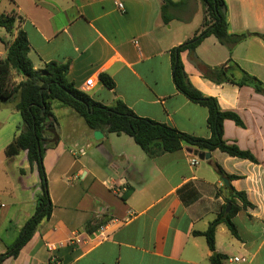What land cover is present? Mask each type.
<instances>
[{"label": "crops", "instance_id": "0c3cea01", "mask_svg": "<svg viewBox=\"0 0 264 264\" xmlns=\"http://www.w3.org/2000/svg\"><path fill=\"white\" fill-rule=\"evenodd\" d=\"M173 1H183L179 9L186 13L199 5V0ZM225 2L230 34L264 35V0ZM118 4L124 6L123 12ZM0 7V16L20 18L18 25L27 35L29 58L36 70L51 62L69 64L68 81L96 102L112 107L121 100L140 117L210 138L208 109L178 91L171 56L173 49L192 40L201 28L192 37L180 30L173 33V21L163 23L162 0H0ZM17 33L1 39L0 57H6L7 45ZM196 54L209 67L224 66L237 82L243 81L240 68L264 83L260 37H250L230 52L209 36ZM181 58L191 84L216 98L222 110L242 119L244 127L232 120L224 122L225 141L252 153L257 162L220 150L202 161L194 154L197 149L187 146L151 158L129 136L101 131L102 139L96 140L94 131L72 130L81 135L69 151L59 137L44 158L51 218L18 257L3 264H211L214 254L225 255L227 264H264V95L248 84L213 83L204 78L190 52H183ZM102 73L111 77L114 89L101 83ZM14 75L13 83L24 80ZM91 78L95 85L87 88ZM193 159L200 161L197 166L191 165ZM12 161L13 169H9ZM216 165L239 177L230 185L245 193L253 207L244 209L235 199L240 209L233 223L240 238L232 236L225 224L219 225L216 253H212L199 233L206 232L231 204L229 185ZM0 169L1 256L10 247L4 237L16 241L35 214L42 189L37 169L28 166L27 152L7 158L5 150ZM5 195L11 203L4 202Z\"/></svg>", "mask_w": 264, "mask_h": 264}, {"label": "trees", "instance_id": "16d2710c", "mask_svg": "<svg viewBox=\"0 0 264 264\" xmlns=\"http://www.w3.org/2000/svg\"><path fill=\"white\" fill-rule=\"evenodd\" d=\"M183 3V1L162 0L161 12L164 24L169 25L176 19L173 12L179 9ZM201 3L204 7V20L201 29L192 40L173 49L171 56L173 80L178 91L192 102L208 109V126L211 132L208 139L182 133L168 125L140 117L121 100L112 107L96 102L68 81L69 64L61 65L51 62L46 64L43 69L36 70L29 58L30 44L27 35L18 25L20 18L15 14L0 16V29H4L10 34L18 30L15 39L7 45L6 57H0V100L9 101L16 95L18 96L16 110L20 113L21 126H23L20 133L7 147L6 156L12 158L22 152H27L28 166L30 170L37 169L42 189V195L37 200L35 214L26 222L14 244L0 256V264H3L8 258L18 257L39 227L52 216L53 204L49 195L44 158L47 149L55 147L60 141L56 128L58 123L54 114V103L56 102L71 108L85 121L91 131H105L108 134L126 135L133 138L135 143L151 158L178 152L187 146L202 152L220 150L231 157L257 162L252 153L243 151L236 144H229L225 141L224 122L232 120L237 126L244 127L242 119L235 112L222 110L216 98L204 95L191 84L181 54L186 51L190 52L191 60L196 63L204 78L213 83H232L238 86L248 84L258 94L264 95V83L258 78L238 68L243 74V81L237 82L226 74L224 66L209 67L202 63L196 54L197 47L209 36L216 37L232 52L237 45L250 37H260L264 40V35L259 33L230 34L228 8L225 0H201ZM13 71L24 78L19 84L12 82ZM99 79L106 88L110 90L115 88L114 81L107 74H100ZM216 167L219 175L229 182L230 198L228 203L232 205L228 213L221 212L211 222L206 232L199 233L206 237L212 253H216V231L219 225L225 224L232 236L240 238L238 229L233 223V218L240 209L235 205V199L242 203L244 209L253 207L245 193L236 191L230 185L233 180L239 177L226 174L219 165ZM89 227L90 224L87 225L88 230H90ZM226 260L228 258L222 254L212 255L210 258L211 264H225ZM50 264H57V261H51Z\"/></svg>", "mask_w": 264, "mask_h": 264}, {"label": "rangeland", "instance_id": "374dc122", "mask_svg": "<svg viewBox=\"0 0 264 264\" xmlns=\"http://www.w3.org/2000/svg\"><path fill=\"white\" fill-rule=\"evenodd\" d=\"M199 4L197 9L191 13L182 12V9L175 10L176 19L171 23L170 26L173 28V33L177 30L178 32L183 34L191 33V37L195 34V32L202 27V23L204 20V13L201 1H197ZM199 8V10H198ZM3 11V7H0V12ZM187 19V20H185ZM187 21L185 23V21ZM169 27V26H168ZM15 32V31H14ZM190 35V34H189ZM7 36V32L3 29H0V48H3L4 44L1 42V39H4ZM11 37V36H10ZM13 38V37H12ZM2 57V56H1ZM4 58V57H2ZM15 71H13L11 75V79H14L13 76ZM17 74V73H16ZM15 84H18L15 82ZM18 101V96L16 95L9 101H1L0 100V161L5 157V146L10 142H13L15 135L18 130L23 129L22 118L20 113L16 110V103ZM54 114L58 123V134L62 139L61 143L64 145L63 147L69 151V147L73 144L75 139H78L81 135L80 131L74 133L75 130H90L86 125L85 121L78 116L71 108L64 107L59 103H54ZM73 114V117L72 115ZM74 130V131H72ZM73 152L76 153V157H80L79 150L77 148L73 149ZM17 163L18 161L15 160ZM14 161L8 164L9 169H13ZM3 168V167H1ZM1 170V169H0ZM1 173V172H0ZM2 188L0 187V192ZM5 203H11L9 197L6 195L3 197ZM13 234V233H12ZM11 235V232L8 233ZM4 240L7 243H10L9 246L13 245L15 240H11L9 236H5ZM228 263V260L225 261V264Z\"/></svg>", "mask_w": 264, "mask_h": 264}, {"label": "water", "instance_id": "95a60500", "mask_svg": "<svg viewBox=\"0 0 264 264\" xmlns=\"http://www.w3.org/2000/svg\"><path fill=\"white\" fill-rule=\"evenodd\" d=\"M102 137H103V134H102L101 131H95L94 132V138L96 140H100V139H102ZM194 154H195V156H197L202 161L208 160L211 157L210 152H202V151H199V150H196L194 152ZM225 183H226V185H229V182L227 180H225ZM230 209H231V204L228 205V207L226 209V212L228 213L230 211ZM214 255H216V254H214Z\"/></svg>", "mask_w": 264, "mask_h": 264}, {"label": "built area", "instance_id": "2783aa9c", "mask_svg": "<svg viewBox=\"0 0 264 264\" xmlns=\"http://www.w3.org/2000/svg\"><path fill=\"white\" fill-rule=\"evenodd\" d=\"M118 7H119V9L123 12L124 11V6L122 5V4H118ZM95 85V81H94V79L93 78H91V79H89L87 82H86V87L87 88H91V87H93ZM199 160H197V159H193V160H191V165L192 166H197L198 164H199ZM236 261H239V259L238 258H236ZM246 260L244 259L243 260V262H245Z\"/></svg>", "mask_w": 264, "mask_h": 264}]
</instances>
